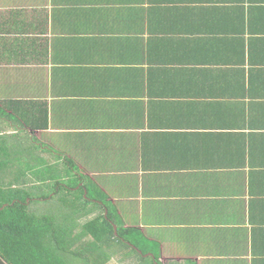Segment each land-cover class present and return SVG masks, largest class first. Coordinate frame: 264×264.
<instances>
[{
	"label": "crops",
	"instance_id": "crops-1",
	"mask_svg": "<svg viewBox=\"0 0 264 264\" xmlns=\"http://www.w3.org/2000/svg\"><path fill=\"white\" fill-rule=\"evenodd\" d=\"M0 83L105 199V0H0ZM107 204L165 263L264 264V0H107Z\"/></svg>",
	"mask_w": 264,
	"mask_h": 264
},
{
	"label": "trees",
	"instance_id": "trees-1",
	"mask_svg": "<svg viewBox=\"0 0 264 264\" xmlns=\"http://www.w3.org/2000/svg\"><path fill=\"white\" fill-rule=\"evenodd\" d=\"M29 94L0 103V264H105V199L44 145L48 101ZM147 258L162 264L160 244L121 224L107 204V264Z\"/></svg>",
	"mask_w": 264,
	"mask_h": 264
},
{
	"label": "rangeland",
	"instance_id": "rangeland-1",
	"mask_svg": "<svg viewBox=\"0 0 264 264\" xmlns=\"http://www.w3.org/2000/svg\"><path fill=\"white\" fill-rule=\"evenodd\" d=\"M5 88H6V85H3L2 83H0V91H5V90H6ZM43 209H44V207H43ZM95 212H96V211H95ZM91 216H92V215H90L89 217H91ZM115 261H116V260H115ZM160 262H162V264H168V263H165L164 261H162V259H160ZM77 263H78V264H81V263H83V262H81V261L79 260V258H78V259H77ZM111 264H115L114 261H112ZM144 264H152L151 259L147 258V259L145 260Z\"/></svg>",
	"mask_w": 264,
	"mask_h": 264
},
{
	"label": "water",
	"instance_id": "water-1",
	"mask_svg": "<svg viewBox=\"0 0 264 264\" xmlns=\"http://www.w3.org/2000/svg\"><path fill=\"white\" fill-rule=\"evenodd\" d=\"M114 230H115V233H116V230H117V227L114 225ZM147 256H153L151 253L150 254H146Z\"/></svg>",
	"mask_w": 264,
	"mask_h": 264
}]
</instances>
